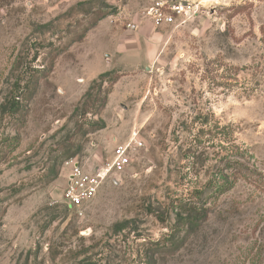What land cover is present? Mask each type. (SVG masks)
Returning a JSON list of instances; mask_svg holds the SVG:
<instances>
[{"label": "rangeland", "instance_id": "1", "mask_svg": "<svg viewBox=\"0 0 264 264\" xmlns=\"http://www.w3.org/2000/svg\"><path fill=\"white\" fill-rule=\"evenodd\" d=\"M150 3L0 0V264H264V0H209L172 28ZM119 145L129 166L71 212L65 162L101 166ZM232 156L247 176L213 193ZM185 202L207 219L177 224Z\"/></svg>", "mask_w": 264, "mask_h": 264}, {"label": "built area", "instance_id": "2", "mask_svg": "<svg viewBox=\"0 0 264 264\" xmlns=\"http://www.w3.org/2000/svg\"><path fill=\"white\" fill-rule=\"evenodd\" d=\"M209 4V0H151L146 17L154 28L177 27L197 17L209 8ZM134 144L141 146L140 141ZM129 164V145L117 146L104 165L90 169L84 168L73 159L66 161L63 202L71 212L82 215L84 209L99 193L104 180L123 173Z\"/></svg>", "mask_w": 264, "mask_h": 264}, {"label": "trees", "instance_id": "3", "mask_svg": "<svg viewBox=\"0 0 264 264\" xmlns=\"http://www.w3.org/2000/svg\"><path fill=\"white\" fill-rule=\"evenodd\" d=\"M114 13V10L105 11L103 13L100 11L95 12L94 15H98L96 20L90 27L80 34L77 41L81 40L85 36V33L89 29L93 28L96 22ZM17 65L18 63L15 64V68L18 67ZM106 76V74H101L99 79H103ZM31 82L32 80L26 81L23 85H21L20 82H15L13 84L11 92L9 93V96L5 98V104L3 105L5 113L8 114L10 118L15 117L22 112L24 108L23 102L27 101V99L31 96L30 92H28ZM115 82L116 78H113L111 83ZM94 86L95 84L93 87ZM95 129L100 130L102 127L96 125ZM240 158V156H232L230 158H223L221 161L216 163V174L211 179L209 187L212 189L213 193L228 191L236 183L239 178L238 176L241 178L247 176L244 173H241L243 172L242 168L244 167V164L240 161ZM179 208L182 210V213L180 212L176 215L177 217L175 221L177 224L196 226L199 225L201 221H205L208 217V209L202 204L197 205V203L185 202L181 203Z\"/></svg>", "mask_w": 264, "mask_h": 264}]
</instances>
